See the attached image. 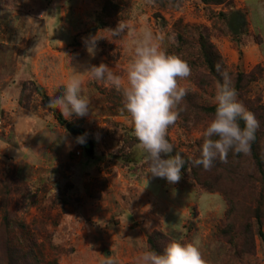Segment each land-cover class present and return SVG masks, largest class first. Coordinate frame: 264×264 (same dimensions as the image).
I'll use <instances>...</instances> for the list:
<instances>
[{
	"label": "rangeland",
	"instance_id": "374dc122",
	"mask_svg": "<svg viewBox=\"0 0 264 264\" xmlns=\"http://www.w3.org/2000/svg\"><path fill=\"white\" fill-rule=\"evenodd\" d=\"M40 8L36 0H0V224L8 216L16 233L27 227L41 264H106L110 256L135 264L146 245L163 252L172 240L196 238L205 264H264V175L251 150L217 159L210 171L188 162L200 156L222 82L206 62L204 41L259 121L264 160V0H43ZM122 20L131 31L113 38L107 30ZM145 30L174 32L168 52L191 69L178 80L187 95L167 133L173 155L186 160L174 184L148 176L121 95L83 73L106 63L125 76ZM31 31L42 38L34 41ZM89 36L99 40L95 58L83 42ZM74 73L92 111L61 126L33 83L50 97ZM68 126L88 133L93 155Z\"/></svg>",
	"mask_w": 264,
	"mask_h": 264
},
{
	"label": "clouds",
	"instance_id": "9594fccd",
	"mask_svg": "<svg viewBox=\"0 0 264 264\" xmlns=\"http://www.w3.org/2000/svg\"><path fill=\"white\" fill-rule=\"evenodd\" d=\"M107 31L113 38H122L131 29L122 20L116 29ZM98 41L97 36L84 38L86 50L92 58L96 56ZM176 43L174 32L166 36H154L151 30H145L137 41L125 76L118 75L106 63L98 66L93 64L83 72L92 80L109 85L121 95V112L130 118L131 135L139 142L138 148L146 154L148 176L164 179L170 184L180 181L186 160L180 152L173 155L174 145L168 140L167 133L169 127L177 122L179 106L187 95L178 80L191 75L188 63L168 52V47ZM216 72L222 78V82L217 81L212 100L216 110L202 133L199 158L188 161L205 171H210L217 159L226 162L229 153L249 154L260 127L255 115L239 102L229 71L218 63ZM47 107L59 109L66 120L87 117L92 106L83 88L81 74L74 73L59 94L51 95ZM87 137L88 133H84L76 137L75 141L85 145ZM106 264H118V261L110 256ZM135 264H205V261L200 241L196 238L190 243L172 240L163 252L146 245L135 257Z\"/></svg>",
	"mask_w": 264,
	"mask_h": 264
},
{
	"label": "trees",
	"instance_id": "16d2710c",
	"mask_svg": "<svg viewBox=\"0 0 264 264\" xmlns=\"http://www.w3.org/2000/svg\"><path fill=\"white\" fill-rule=\"evenodd\" d=\"M228 0H202L205 4L221 5L225 4ZM202 47L205 53L206 62L213 73L216 72V64L219 62V56L216 55L215 48L204 41ZM35 92L43 99V101L48 104L49 96L46 90L37 86L33 83ZM50 109V108H49ZM57 122L61 126L67 125L64 116L61 114L59 109H50ZM215 107L211 108L209 112L215 113ZM241 126L243 127V122L241 121ZM251 152L256 160L261 172L264 175V160L259 155V135L256 133V139L252 143ZM175 155V154H174ZM186 172V166L182 170ZM149 244L153 243V240L149 238ZM36 239L34 236L29 234L27 227L22 226V230L18 233L15 230L10 229V219L7 216L3 219L0 224V264H41L40 254H38L32 247H35Z\"/></svg>",
	"mask_w": 264,
	"mask_h": 264
},
{
	"label": "water",
	"instance_id": "95a60500",
	"mask_svg": "<svg viewBox=\"0 0 264 264\" xmlns=\"http://www.w3.org/2000/svg\"><path fill=\"white\" fill-rule=\"evenodd\" d=\"M67 130L74 139L84 134L83 131L76 129L73 126H68ZM84 146L87 152L89 153V155H93L94 147H93V143L89 139H87V143Z\"/></svg>",
	"mask_w": 264,
	"mask_h": 264
},
{
	"label": "crops",
	"instance_id": "0c3cea01",
	"mask_svg": "<svg viewBox=\"0 0 264 264\" xmlns=\"http://www.w3.org/2000/svg\"><path fill=\"white\" fill-rule=\"evenodd\" d=\"M36 1H37V3L40 2V4H41V8L40 9H41V12L43 13L44 12L43 11L44 9L42 8L43 0H36ZM47 23H48V21H46V20L45 21H39V23H37L38 24L37 27L43 28L45 25H47ZM32 27H33V25H32ZM30 33L32 34V36L34 38V41L40 40L42 38V36H41L42 33H40L41 35H39V32H37V31H35V32L31 31V32H29V36H30Z\"/></svg>",
	"mask_w": 264,
	"mask_h": 264
}]
</instances>
